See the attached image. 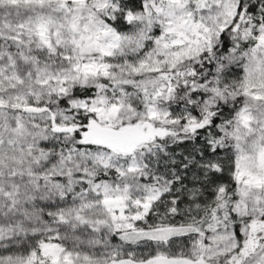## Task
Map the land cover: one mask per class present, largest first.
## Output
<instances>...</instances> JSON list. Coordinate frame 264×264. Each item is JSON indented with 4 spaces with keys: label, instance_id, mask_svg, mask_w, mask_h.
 <instances>
[{
    "label": "snow or ice",
    "instance_id": "snow-or-ice-1",
    "mask_svg": "<svg viewBox=\"0 0 264 264\" xmlns=\"http://www.w3.org/2000/svg\"><path fill=\"white\" fill-rule=\"evenodd\" d=\"M0 264H264V0H0Z\"/></svg>",
    "mask_w": 264,
    "mask_h": 264
}]
</instances>
